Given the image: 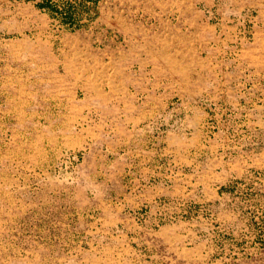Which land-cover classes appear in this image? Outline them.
<instances>
[{"label":"rangeland","instance_id":"obj_1","mask_svg":"<svg viewBox=\"0 0 264 264\" xmlns=\"http://www.w3.org/2000/svg\"><path fill=\"white\" fill-rule=\"evenodd\" d=\"M39 1L0 0V264H264V0H198L181 62L144 69L167 102L138 146L169 135L141 182L169 192L137 206L129 167L83 163L85 120L65 113L70 82L134 88L82 39L92 21L66 29Z\"/></svg>","mask_w":264,"mask_h":264},{"label":"crops","instance_id":"obj_2","mask_svg":"<svg viewBox=\"0 0 264 264\" xmlns=\"http://www.w3.org/2000/svg\"><path fill=\"white\" fill-rule=\"evenodd\" d=\"M197 3L198 0H99L93 29L90 26L80 34L85 42L86 36L99 42L100 50L109 55L107 60L100 61V66L109 62V66L120 68L123 81L119 83L133 86L134 91L127 90L124 95L81 96L80 84L73 81L70 84L76 86L69 90L65 113L73 120H85L88 151L83 163L92 157V163L97 164L111 154L113 177L129 167L133 186L124 189V196L130 198L132 206L169 192L160 183L141 182L151 179L161 167L153 164H159L154 157L160 158L165 150L161 143L169 135L168 132L156 137L158 150L138 146L139 132L143 133L145 128L143 122L162 117L167 102L166 95L156 91L146 78L144 69L169 67L166 60L170 57L181 62L176 53L182 51L184 43L191 46L193 36L197 35Z\"/></svg>","mask_w":264,"mask_h":264},{"label":"trees","instance_id":"obj_3","mask_svg":"<svg viewBox=\"0 0 264 264\" xmlns=\"http://www.w3.org/2000/svg\"><path fill=\"white\" fill-rule=\"evenodd\" d=\"M98 0H41L36 6L58 19L60 24L69 30H76L88 25L94 20L96 10L90 15V10L96 8ZM84 15L86 20L83 21Z\"/></svg>","mask_w":264,"mask_h":264}]
</instances>
